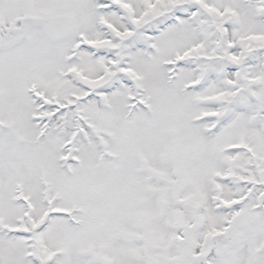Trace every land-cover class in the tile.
Returning <instances> with one entry per match:
<instances>
[{
	"label": "snow or ice",
	"instance_id": "1",
	"mask_svg": "<svg viewBox=\"0 0 264 264\" xmlns=\"http://www.w3.org/2000/svg\"><path fill=\"white\" fill-rule=\"evenodd\" d=\"M0 264H264V0H0Z\"/></svg>",
	"mask_w": 264,
	"mask_h": 264
}]
</instances>
